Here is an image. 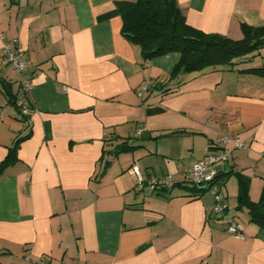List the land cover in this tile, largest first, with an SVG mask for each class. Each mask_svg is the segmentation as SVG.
I'll return each instance as SVG.
<instances>
[{
    "label": "crops",
    "instance_id": "crops-1",
    "mask_svg": "<svg viewBox=\"0 0 264 264\" xmlns=\"http://www.w3.org/2000/svg\"><path fill=\"white\" fill-rule=\"evenodd\" d=\"M115 1L0 0V161L28 134L0 176V264H264V228L236 202L239 173L252 201L264 180V76L205 68L169 78L177 52L145 60L119 16L98 19ZM176 2L189 25L234 40L240 23L264 25V0ZM3 45L30 60L22 78ZM222 135L244 145L227 142L216 165L224 216L243 237L212 214L211 190L183 187L184 169ZM122 139L135 146L114 155ZM166 174V189L149 184Z\"/></svg>",
    "mask_w": 264,
    "mask_h": 264
},
{
    "label": "trees",
    "instance_id": "trees-1",
    "mask_svg": "<svg viewBox=\"0 0 264 264\" xmlns=\"http://www.w3.org/2000/svg\"><path fill=\"white\" fill-rule=\"evenodd\" d=\"M119 16L121 19V34L130 42L139 45L142 58L150 60L170 52L179 54L178 61L169 73V78L193 71L229 68L240 73L264 76L262 65L253 66L251 57L264 47V25L250 26L240 23L242 37L234 40L219 33H208L189 25L176 0H117L112 9L98 16L99 20ZM3 90L10 102L12 92L9 86L3 85ZM167 91V90H165ZM30 108V107H29ZM22 121H27L29 115L21 112ZM27 135H17L8 146L5 157L0 161V176L4 169L17 160V148ZM134 141L122 139L110 150L114 155L130 151ZM230 171L225 174L227 176ZM223 175H216L215 181ZM239 192L236 197L237 208H245L248 219L264 228V180L257 201L249 197V177L238 174ZM220 182H218L220 186ZM183 187L195 191L194 196L211 185H194L188 182ZM161 187L159 190L166 189Z\"/></svg>",
    "mask_w": 264,
    "mask_h": 264
},
{
    "label": "built area",
    "instance_id": "built-area-1",
    "mask_svg": "<svg viewBox=\"0 0 264 264\" xmlns=\"http://www.w3.org/2000/svg\"><path fill=\"white\" fill-rule=\"evenodd\" d=\"M3 63L8 64L17 73V75L22 78L24 73L31 67V62L29 59L23 57L22 52L15 46L3 45ZM20 88L22 91H27L31 84L20 80ZM150 82H145L142 86L139 95H142L144 90H147ZM32 109L29 108L25 102L21 104V112L24 115H30ZM232 141L235 147L244 146L241 141L236 136L222 135L217 139V141L206 147L205 155L202 159L198 160L196 163L189 165L184 169V176L188 183L204 186L211 185L210 190L213 193V207L212 214L218 216H224L225 210L227 208L224 203V197L218 191L219 184L215 181L217 175L216 165L227 160L230 152L224 148L227 142ZM132 172L136 175L137 181L142 182V177L136 166L131 167ZM174 177L172 174H166L158 177H151L149 179V184L155 188L159 189L161 187H167L173 181ZM225 217V223L227 224V231L234 236L243 237L242 234V224L235 221L231 217ZM28 257L24 258L26 261ZM42 260V259H41ZM11 264H26L24 263H11Z\"/></svg>",
    "mask_w": 264,
    "mask_h": 264
},
{
    "label": "rangeland",
    "instance_id": "rangeland-1",
    "mask_svg": "<svg viewBox=\"0 0 264 264\" xmlns=\"http://www.w3.org/2000/svg\"><path fill=\"white\" fill-rule=\"evenodd\" d=\"M262 58H264V47L259 49V53L257 52L256 55L251 57V63L250 64L253 65V66H259L260 65V59H262ZM12 109L14 110V108H12ZM236 214H237V216H235V218L239 220L238 216L240 217L241 214H240L239 211Z\"/></svg>",
    "mask_w": 264,
    "mask_h": 264
}]
</instances>
